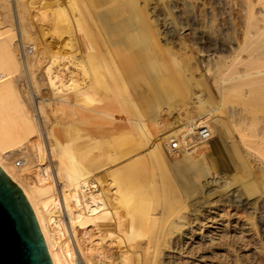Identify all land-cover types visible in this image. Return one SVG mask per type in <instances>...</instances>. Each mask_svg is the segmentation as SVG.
Here are the masks:
<instances>
[{
	"label": "bare ground",
	"instance_id": "6f19581e",
	"mask_svg": "<svg viewBox=\"0 0 264 264\" xmlns=\"http://www.w3.org/2000/svg\"><path fill=\"white\" fill-rule=\"evenodd\" d=\"M81 1L82 0H75V1L70 0V3L79 4L81 3ZM103 1L92 0L89 6V10L91 14L90 15L88 14L90 18L87 20H83L81 22L78 21L80 24L75 21L72 22V20H70V25H68L70 27H73L74 29H78L75 31H80V29L83 28L84 25H88L90 23L94 24L95 29L93 32L94 36L92 41L96 50L99 49V45H100L99 35H102V37H104L105 39L106 38L109 39L110 37L113 39L114 38L113 36H115V34H113V36L112 34L111 35L108 34V36L110 35V37L108 38L107 34L106 36H104L105 33L100 34L101 24L102 25L106 24V23L105 24L102 23L103 21L101 22V19L103 18L101 17V15H98V13L101 12L100 8L103 6V5L101 6V2L103 4ZM111 1L112 2L110 5L117 3L116 0L114 1L111 0ZM144 1L145 0H143V2ZM196 1L198 0L195 1L175 0L176 6L181 9L182 16L185 20L188 21V19H191L192 21L199 22L200 25L202 24L201 26L202 28L199 29L197 33L204 36L208 42V45L212 46V48L213 47L217 48L216 46H220L223 49L224 48L229 49L230 52H233L235 49L238 50L240 48L242 49L241 45L240 47L234 46L235 49H233L232 39L228 37L229 33L227 32V35H224V33L227 30L233 28L231 27L233 23L236 29H238L237 27L239 24L240 25L239 30L240 28H242L241 30H243L242 31L243 37L242 34H239L241 31L239 33L236 32V34L237 35L239 34L240 37L238 38L241 39L243 38L242 42L244 40L245 44L247 43L249 44L244 46V42L243 44L242 42H240V44H242L244 47L249 48V46L254 44V42L264 37V29H261L264 26L262 25L263 27L261 26V28L260 27L258 28L256 25L258 23L257 19L260 20L258 17L259 14L262 15L261 16L262 20L264 19V0H214L216 2L215 4L219 11L218 12L219 21L218 20H217L218 22L215 21L218 24L214 23V21L210 22L208 20V18H211L210 17L211 15L208 14L210 16L209 17L206 16L207 13L209 12V9L205 7L204 4L203 5L205 10L202 11L206 13L204 14L206 17L203 14H201L204 17L202 16L200 18L198 15L195 14L194 7L196 6H194L195 4L194 2ZM82 2H84V0ZM106 2L105 5L109 4V3L106 4ZM144 3L146 4V2ZM196 3H199V1ZM119 4L117 5L118 7L116 6L117 7L116 9L115 7H113L115 6L114 4L112 6L113 10L114 9L120 10L121 8H119ZM132 4L134 3L132 2ZM158 4L160 3L157 2V5L156 4L154 5L153 2L154 6L152 4L151 5L154 8L152 7V9H158L160 7V5ZM151 5L149 6L151 7ZM144 7L147 8L148 4L147 7L145 5ZM107 9H109V7ZM135 9L137 8L135 7ZM147 16L149 15H145V17L142 18L140 17L141 20L144 21V24H147V26L145 25L146 27L145 26L143 27L145 29V30L143 29L144 30L143 32L142 29L141 31L139 30L140 27L138 26L137 23L138 20H136L135 22L127 21L126 24L125 21L122 22L120 20L122 22L121 24H123L122 27L124 29L122 32L120 31V33L117 34L119 35L118 36L119 38L122 37L121 38L122 40H124L127 43L128 42L130 43L133 40L132 35L140 31L143 33L142 35L146 34L147 37L151 40L143 49L144 50L143 52H145L144 54L149 56H146L142 53L140 57L146 60L147 58H149L150 60L151 56L155 55L156 53L161 54L160 58L158 59L155 58L154 61H152L154 62L153 64H150L151 62L147 61V64L150 65L149 66L147 65L148 67L147 68L145 67L146 69L144 71L142 70L143 71L142 73H136L134 75L133 73H129V75H127L129 78H125L127 76L115 74V72L113 71L111 72L110 70L107 69L104 70L102 68L101 72H98L99 77L97 78L86 77L81 79L80 81L75 82L73 78L69 75L67 70L65 69L67 60L72 56H70L64 62L63 65L60 64L62 65L61 68L59 67V65L55 66L61 70L60 72L58 69V71L60 72L59 73L60 78L59 77L58 78L63 81H66L65 86L64 85L55 86L56 89H54V93L57 96L56 98L58 102L63 101L65 103L64 100L66 101L70 100L71 102H73L74 100H72V98L76 99L78 97L79 98L82 97L84 100H86L85 105L83 104L84 107L85 106L89 107L88 110H86V113H88L87 111L96 112L94 113L96 118L95 117L93 118L94 119L98 118V122L96 124V120H93L92 122L95 121V123L91 122L92 124L91 123L89 124L91 125L92 128L94 127L95 129L92 133L90 132L89 135L86 134L87 136H85V134L81 133L83 126L84 125L86 126V124L83 123L84 119L83 122L79 120V121H71L68 123L66 122V124L64 125L59 124V125H63V128H65L64 135L62 134V136H59L60 134L57 135V133L53 131L54 128H56L55 124L58 122L51 123L49 126H47L48 125L47 122H46L47 124L45 123L39 124V122L35 121L34 116L31 114L32 111L29 106L27 105H25L27 107L20 106L19 102L14 104L12 103V101H10L11 102L10 105L13 106L14 104L13 107L6 104L8 105L7 107H10V109L12 107L11 110H13V112L11 111L12 114L7 116L8 118L5 119H2L4 117L0 118V120L2 119L3 121L2 123H0L2 129V133L1 131L0 133L2 136L3 134L4 136L8 135L7 138L9 139V141L7 140V143L5 145L0 143V170L20 189V192L23 195L24 199L30 205L38 229L43 238L45 249L51 264H131V261L133 260L134 257L149 252H152V254L156 253L155 256L158 255L160 260H163L164 263H168V264H251V262L247 261L246 257H248L249 259L250 255L248 253L254 250L253 248L254 245L253 246L251 245V243L253 242L252 230L255 227L254 222L252 220H247L246 223L244 222L246 225L245 226L243 225V223L240 224L238 220L233 219L231 217L232 215L227 217L224 215H220L218 211L222 207V204H220L221 202L218 203L219 201L218 202L216 201L217 203L211 202V197H213L216 194H214L215 191L212 190L210 191V189H208L209 191L205 192L204 194L201 193L202 195L200 197L197 194L193 193L198 197L195 196L194 198H190V199L182 198V196L180 197L181 194L187 192L185 191V189L183 190L184 192H182V189L177 188L179 190L178 192L179 193L181 192V194L179 195V193L177 192L175 195L176 198L172 197L173 194L170 196V193H168L170 191H166L167 189L166 190L164 189L165 192L163 193L164 194L168 193L167 194L169 196V197L167 196L168 198L164 199L163 197L164 195H162L161 193L162 187L160 185V181H161L160 177L163 173L162 172L163 169L175 170L180 165L184 167V165L186 166V164L190 163V158L193 157L194 155L200 158L203 151H208L209 154L207 155V157L208 156L210 157V154L214 153L215 146L212 147L206 146L205 145L206 142H204L203 144L202 141L198 143V145L195 147L179 148L176 149L175 152L171 151L170 149L171 141L176 139L178 135L187 133L183 131L184 133L180 134L181 132L180 124L183 123L182 121L191 112L190 110L191 105H193L197 101V98H199L201 94H204V92L202 87L198 86L197 87L199 88L198 90L196 87L194 88V85L190 84L191 81L197 80L199 75L197 74L195 76L194 74L186 75V73L184 72L186 65L184 61L185 59L184 60L182 59L183 53L181 52L180 44L175 43L176 40L175 42H171L170 40L168 41L162 38L159 34V31L150 27L152 22L151 20L153 19H150ZM100 17L101 19H99ZM128 18L130 19V17ZM261 21L259 22L261 23ZM108 24L109 23H107L106 25ZM136 24H137L136 28L138 27V30L132 29V26ZM28 31L29 30H20L19 32L20 37H24L22 39H25ZM121 39L120 40L118 39V41L119 42L122 41ZM236 39L233 41H237ZM138 42L139 39L137 43ZM123 43L124 42H122V44ZM235 43L239 45V42H235ZM82 44L83 43H81V45ZM130 45L129 46L132 48V44ZM126 47H128V45ZM253 47H251L250 49H252ZM250 49L246 48V51L251 52V54L247 56L249 57V60L247 58L248 62L247 61L246 62L249 63L251 61L253 63L252 66L254 65L262 66L261 70L264 69L263 67L264 50L260 52L256 51L252 53L253 49L252 51H250ZM11 50L13 57H15L14 60L17 62V64L20 63L16 49H14L13 47ZM26 50L29 52V53H24V55L26 56V63L27 62L31 63L32 52L35 51V48L33 45L27 46ZM9 51L10 49H8V52ZM128 51H129V55H128L129 58H133L131 54L138 55L137 53L138 50L136 52L133 51V53L131 54H130V49ZM140 51L142 52V48ZM8 52H5V58L8 56ZM208 53L209 52H206V54ZM119 57L121 58L122 56L119 55ZM213 58L214 56L212 54L206 55L204 57L207 66L208 64H210L209 63L210 61L214 60ZM234 58H236L234 59L235 62L239 57L238 58L234 57ZM200 59L202 58H199V64H200ZM219 60L220 59H218L217 61ZM238 61L241 60L239 59ZM238 61H236L235 63L232 61L231 64L227 66L223 65L224 66L223 73L221 72L222 77L219 78L224 79L223 77H225V79H227L230 76L232 77L231 80H233V77H235V79L233 80L232 83L230 82L231 83L230 85H224L220 89L221 92V93L219 92L220 94L229 92L230 89L233 88H235L234 90L237 93L239 92V89H241L243 84L242 82H244L243 81L244 77L243 76H242L243 78L241 77L240 73L242 72L238 71L240 69L235 68L236 67L235 65H237L236 63H238ZM5 62H7L6 59ZM9 62L11 63L10 60ZM214 62L215 61H213V63ZM232 65H234L235 70H237L236 72H234L235 70H232L233 74L231 71L229 73V70L233 69ZM247 65H251V64L249 63ZM18 66L21 67L19 64ZM100 68L101 67H99V69ZM199 69H201V71H198V73L200 74L201 77H203L204 70L202 71L203 68L201 66L199 67ZM14 71H15L14 68L13 70L11 69L10 71L8 70V72L6 71V73L11 74V76L7 79L9 83L7 85L5 84L6 90L4 91H6V93L4 92L5 94H3L5 95L4 98H6L5 103H8L9 99L12 100V98L17 96L18 94L19 84L15 79L17 74L15 75ZM111 75L112 76L114 75L113 80H116V84H114L113 86H109L106 84L105 81H103L104 79L106 80V77H109ZM103 77L104 79L102 80ZM131 82H133L132 85L133 87L131 86L132 84ZM220 82H222V80ZM256 82L262 83L261 85L263 87L262 86L259 87L264 88V76L262 80L259 79ZM1 86L2 84L0 85V87ZM5 86L3 85V88H5ZM51 88L50 90H53ZM237 88L238 90L236 91ZM3 95H1L0 101H2ZM6 96H8V102ZM15 99L13 100L15 101ZM115 99L118 102L124 103L123 106L121 104L123 109L122 116H124V120L122 121L128 122L135 115L136 116L135 122L136 121L138 123L141 122L144 125L140 123L142 125L140 126L141 129L136 125L134 128L133 127L134 125L129 124L130 125L129 127L132 130L134 128L135 132L142 130V127L143 129H145L146 127L145 130H142L143 132L139 131V133H136L132 136L131 135L132 132H127L129 129L126 131V128L124 127V125H122L121 128L124 127L125 132L123 130L120 132L117 131V134L114 133L113 126L115 121L118 120L116 114L119 112L116 111L118 108L115 109L116 107L113 104L116 103ZM134 99L136 100V102L134 101ZM78 100L81 101L82 99L81 100L78 99ZM95 100H99V101H95ZM3 101H5V99ZM263 102L264 101H262V103ZM5 103L4 106H6ZM130 103L134 107L133 113L132 110H130L131 107L129 108V110H127L128 109L127 106H130L129 105ZM135 103L136 106L139 103L141 105L140 107L143 108L140 109L138 108V106L136 107ZM66 104H69V101L66 102ZM75 105L78 106L79 104H75ZM69 106L70 105H68V107ZM239 106L237 107L234 104L233 106L226 108L227 110L225 111L224 109H222V111H224L225 116L230 112L232 117H235L236 113L238 115L241 112L239 111V109H241L239 108ZM69 108L70 111H72L70 112L72 115H74L76 109H79L78 107L77 108L69 107ZM71 108L75 110H71ZM1 109L0 112H2L5 108L2 109V111ZM46 109H48V107ZM217 110H216L217 115L223 114L221 113L222 111L220 112V110L218 111ZM68 111L66 110L64 113L66 114L68 113ZM129 111H131V113ZM213 111L203 110L198 115L207 116L209 118L211 115H213L214 113ZM64 113H60V114L64 115ZM70 113L66 114L67 115L66 117L70 120H73L70 118L71 116ZM61 115H59L60 119L64 120V118L61 117ZM90 115L94 116L92 113L89 114L88 116ZM130 115H132V117ZM239 116H241V114ZM101 117L106 120L105 124L104 123L103 124L104 125L108 124V128L105 132H99L97 130L102 125V122L100 123L99 121V118ZM93 118L91 117V120ZM102 118L100 120H102ZM261 121L263 120L261 119ZM88 122H90V120H88ZM99 123L101 125H99ZM117 125L115 124L114 127H116ZM182 125H183L182 129L187 130L188 129L187 127L190 128L189 124L187 123H186V128L184 127L185 123ZM86 127H88V125ZM129 127L127 126V128ZM43 128L46 129L44 133L42 131ZM116 128L118 129L120 127L117 126ZM1 135L0 137H2ZM42 137L45 139H42ZM207 143L210 144V142ZM10 145H11L10 148L11 151H8L9 150L8 146ZM6 147L8 148L7 151L9 154L5 149ZM207 157L204 156V159L201 158V160L204 161ZM207 161L208 160H206V162ZM180 171L182 170H179L178 172ZM215 172L216 175L219 173L218 170ZM200 183L202 184V182ZM170 184L171 182L167 185L168 187L167 186L166 187L170 188L172 186V188H174L173 192L175 193L176 192L175 187L178 184L176 186H174V184L173 185L171 184V186L169 187ZM201 184L200 186H202ZM228 184L232 186L231 185L232 183H228ZM185 188L188 189L187 187ZM232 188H234L233 190L235 189L237 190L235 184H233ZM212 189L214 190V188ZM237 191L239 192V190ZM237 193L236 196L238 195L239 197V194ZM177 194L180 198H182V200H179L180 198L177 196ZM230 219H233L232 222L230 221ZM65 225H66V230L64 228ZM59 231H62L64 235V239L62 242H59V237H60ZM85 238L86 239L89 238L91 241H93L95 247L94 250H96V253L99 258L98 260L93 259V257L90 255L89 256L86 255V257L83 256L85 252L81 254V251L82 252L85 251V247L83 243L84 241H86L84 240ZM73 244L76 245L78 255L76 254ZM188 248H190V251L186 250ZM179 252L182 253L180 255V258L182 257L184 258V260H182L181 262H172V261H176L177 257H179ZM244 258L246 259L244 260ZM228 259L229 261L232 260L233 262L231 261L225 262L226 260L228 261ZM223 260L225 261L223 262ZM218 261H222V262H218ZM159 263L162 262L159 261Z\"/></svg>",
	"mask_w": 264,
	"mask_h": 264
},
{
	"label": "rangeland",
	"instance_id": "374dc122",
	"mask_svg": "<svg viewBox=\"0 0 264 264\" xmlns=\"http://www.w3.org/2000/svg\"><path fill=\"white\" fill-rule=\"evenodd\" d=\"M73 1H75V0H73ZM82 1L79 4L78 3L71 4L70 0H61V1H58V0H56V1L55 0H0V60H1V62H0V82L1 83H0V85L2 84V86L0 87V94L3 95L6 93V91H4V90H6L5 84L7 85L9 83V81L7 79L11 76V74L6 73V71L7 72H8V70L10 71V69L13 70V68L15 70L14 71L15 75L16 74L18 75V77L16 75V77L18 79L15 77L16 81L19 84L18 94L20 91V94L19 95L17 94V96L13 97L12 100L9 99V102H8V96H6L8 103H5L6 98H4L5 95H3L2 101H0V106L2 109L5 108L4 110H6V111H4V110L2 111V109L0 108L2 111V112H0V118H2V117H4L2 119L8 118L7 116L11 115L13 112V110H11V109L14 106V104L19 102L20 106L27 105L30 107V109L32 111L31 114L34 116L35 121L39 122V124H41V123L47 124L48 123L47 126H49L51 123L58 122L55 124L56 128H54L53 131L56 132L57 135L60 134L59 136H62V134L64 135L65 128H63V125L66 124V122L68 123L71 121H79V120L81 122H83V119H84L83 123L86 124V126L88 125V127H86L84 125L82 130H81V133L85 134V136L89 135L90 132L92 133L95 129H94V127L92 128L91 125H89V124L93 120H96V124H97L98 118L97 119L93 118V117H95L94 113H96L94 111H87L89 114L92 113L94 115V116L90 115L93 118L92 120H91V117L88 116L89 114L86 113V110H88L89 107H86V106L84 107L86 100H84L82 97L81 98L78 97L76 99L72 98V100H74L73 102H71L70 100H67V101L64 100L65 103L63 101L58 102V100L56 98L57 96L54 93V89H56L55 86H58V85H62V86L64 85L65 86L66 81L59 79L60 78L59 73L61 72V70L55 66L59 65V67L61 68L62 65L64 64V62L70 56H72L71 58H69L67 60L66 65H65V69L67 70V72L73 78V80L75 82L80 81L81 79L86 78V77H88V78L99 77L98 72H101L102 68L104 70L107 69V70H110L111 72L112 71L115 72V74H119V75H123V76L129 75V73H133V75L136 73H142L150 64L154 63L152 61H154L155 58L158 59L161 56L160 53H156L158 55V57L155 54L153 56H156V57L151 56L150 60H149V58H147V60H146V59L140 57V55L142 53L143 54L145 53V52H143L144 51L143 49L151 41L147 37L146 34L142 35L143 34L142 32L145 30L143 27L145 25L147 26V24H144V21H142L141 18L145 17V15H149L147 17H149L150 19H153V20H151L152 21L151 26H150L151 28L159 31V34L162 38H164L168 41L170 40L171 42H175V40H176L175 43L180 44L181 52L183 53L182 59L183 60L185 59L184 60L185 65L187 67V70L185 67L184 72L186 73V75L187 74L188 75L194 74V76L196 74L199 75L197 80L191 81L190 84L194 85V88L195 87L197 88L198 86L202 87L203 92H204V94H201L200 97L197 98V101L193 105H191V107H190L191 112L189 113L190 116L188 114L189 117L187 116L182 121L183 123L180 124V127H181L180 134L184 133L183 131L189 133V132H191V130L193 131L196 127L205 126L209 130V136H208V138H206L203 141V144H204V142H206L205 143L206 146H209V147L215 146V149L212 148V149H214V153H211L210 157L209 156L207 157V155L209 154L208 151H203V153L206 152V153H204L205 155L202 153L200 158H198V156L194 155L193 157L190 158V163L186 164V166L184 165V167L182 165H180L175 170L174 169L173 170L172 169H170V170L163 169L162 170L163 173L160 177V180H161L160 185L162 187L161 193H162V195H164L163 197L165 199V198L169 197L167 195L168 193H170V196L173 194L172 197H175L176 193L179 191L178 189H182V192H184L183 190L185 189V191H187V192H184L183 194H181V192L180 193L178 192V193H179V195L181 194L180 197L182 196V198L190 199V198H194L197 195L200 197L205 192H208L209 191L208 189H210V191L211 190L215 191L214 194H216V195L211 197V202L212 203H217L218 201H219L218 203L221 202L220 203V204H222V207L220 208L221 211L220 210L218 211L220 213V215H224L226 217L232 215L231 217L233 219L238 220L239 223L240 224L243 223V225H245L247 220H252L254 222L255 227L252 230L253 231V240L252 241L254 243L251 241L252 242L251 245L252 246L254 245L253 246L254 252L250 251V253H248L250 255V256L248 255L249 259H248V257H246V258H247L248 262H251V264H253V263L254 264H262V263L264 264V177H263L264 176L263 175L264 174V142H263L264 141V138H263L264 137V127H263L264 126V102L262 103V101H264V88L259 87V86H262L261 84L263 83V81H262V83L256 82L259 79L260 80L263 79V76H264L263 70L264 69L261 70L262 66H256V65L252 66L253 63L251 61L249 62L251 65H247V64H249V63H247L249 60V57H247V56L249 54H251V52L246 51V48L250 49L253 46L254 47L252 48L253 49L252 53H254L256 51L260 52V51L264 50V48H263L264 47V37L257 40L256 42H254V44L250 45L251 47L250 46H249V48L244 47V46L249 45V44L248 43L245 44V41L243 40V42H244V46H243L242 45L243 44V42H242L243 38L242 39L238 38V37H240L239 34H242V37H243V32H242L243 30H241L242 28H240V30H239V27H240L239 24H238V27L236 25V27L238 28V29H236L235 25L233 23V25L231 26L233 28L232 29L229 28L230 30H227L224 33V35H227V32L229 33L228 37L230 39H232V42H233L232 48L233 49H235V47H240V45H241L242 49L241 48L239 50L235 49L236 52H235V50L234 51L231 50L233 52H230L229 49H225V48L223 49L220 46H216L217 48H215V47L212 48V46L208 45V42L205 39V37L200 35L199 33H197L198 30L202 28L201 27L202 24L200 25L199 22L192 21L191 19H188V21L185 20L182 16L181 9L176 6L175 0H145L144 2H146V4L143 2V0H134V1L133 0L132 1L127 0V2H126V0H123V1L122 0L121 1L116 0L117 3H114L115 6H113L114 4L110 5L112 2L111 0H106L107 2L104 0L106 2V4L109 3L107 5H105V2L103 0H101V1H103V4L101 2V6L102 5L103 6L105 5V6L104 7L102 6L100 8L101 12H99L98 15H101V17L104 20L101 19V17L99 19H101V22L103 21L102 23H104V24L109 23L108 24L109 26L105 24L106 26H108V27H106L105 25L101 24L100 31L103 33L100 32V34L105 33L104 36H106V34H107V36H108V34H110V35L112 34V36H113V34H115V36H113L114 38L112 39L109 35L108 38L109 37L110 38L105 39L104 37H102V35H99L100 36V39H99L100 45H99V49L96 50V48L93 44V41H92L93 36H94L93 32L95 29L94 24L90 23L88 25H84L83 28L80 29V31H75L78 29H74L73 27L68 26V25H70V20H72V22L75 21V22L79 23L83 20H87L90 18L89 15L91 14V12L89 10V6H90L92 0H84V2H82ZM148 1H150V2H148ZM192 1H195V0H192ZM198 1H199V3H196ZM198 1L194 2L196 4V5L194 4V6H196V7H194L195 14L198 15L200 18L204 14H206V13H204V11H202V10H205L204 9V5H205V7H207L209 9V12L207 13L206 16L209 17L211 15L210 16L211 18H208V20L210 22L214 21V23H216L215 21H217L219 18V13H218L219 11H218L217 6L215 4L216 2L214 0H198ZM123 2H125V3H123ZM132 2L134 4H132ZM153 2H154V5L155 4L157 5V2L160 3V4H158V5H160V7L158 9H152V7L154 6ZM80 4H81V6H80ZM118 4H119V8H121V9L115 10L118 7L117 6ZM121 4H122V6H121ZM147 4H148L149 8L147 7ZM144 5L147 8H145ZM149 5H151V7ZM199 5L200 6L202 5V6L200 7ZM107 6L109 7V9H107L108 8ZM112 6L115 7L114 10H113ZM135 7L137 9L141 8L142 10L141 9L137 10V9H135ZM167 7H169V8H167ZM202 7H203V9H202ZM139 10H141V11H139ZM155 10H158V11H155ZM159 10H161V11H159ZM133 11H135V12H133ZM102 12H104L105 14ZM137 12H139L141 14H139ZM52 13H54V14H52ZM100 13H102V14H100ZM143 13H146V14H143ZM201 14H203V15H201ZM208 14H210V15H208ZM256 14H258V13H256ZM137 15H138V17H137ZM142 15H144V16H142ZM256 16H258V15H256ZM261 16L262 15L259 14L258 17L260 20L257 19L258 23L256 22L257 23L256 25L258 28L259 27L261 28L262 25L264 26V19L262 20ZM128 17H130V19ZM151 17H153V18H151ZM132 19H134V20H132ZM120 20L122 22L125 21V24L127 23V21L128 22L129 21L135 22L136 20L140 21V22L137 21V23H138V26L140 27L139 30L141 31V29H142V32L138 31V33L133 34L132 35L133 40L130 43L125 42L124 40L121 39L122 37L119 38L118 37L119 35H117L118 33H120V31L122 32L124 29L122 27L123 24H121L122 22ZM156 21H157V23H156ZM259 21H261V23ZM141 23H143V24H141ZM216 24H218V23H216ZM110 25H112V26H110ZM120 25H121V27H120ZM141 25H143V26H141ZM136 26H137V24L133 25L132 29L138 30V27L136 28ZM261 29H264V27ZM20 30H29L27 32V36L25 39H22L24 37H20V33H19ZM232 30H233V32H232ZM236 32H238V33L240 32V33L237 35ZM137 38L139 39V42H138L139 45L137 43V41H138ZM118 39L119 40L121 39L122 41L119 42ZM235 39L237 41H233ZM111 40H113L114 42ZM261 40H262V43H261ZM122 42L126 43L128 45V47H126L127 45L124 43H123L124 44L123 45ZM132 42L135 43L136 45L133 44ZM142 42H145L146 44L142 43ZM235 42H239V45ZM240 42H242V44H240ZM257 42H259V43H257ZM81 43H83V44L81 45ZM130 44H132V48L130 47L131 46ZM32 45L35 48V51L32 52V56H31L32 61H31V63L30 62L26 63V56L24 55V53H29L26 50V47L32 46ZM12 46L14 47V49H16V52H17L18 57H19V62H20L18 64L21 67H19L17 62L14 60L15 57H13L12 50H11L13 48ZM128 48L130 49V54L133 53V51L136 52L138 50L137 53L139 56L131 54L134 59L129 58V56H128L129 55V51H128L129 49ZM141 48H142V52L140 51ZM8 49H10L9 52H8ZM252 49H250V51H252ZM121 50H123V51H121ZM5 52H8L9 57L7 56L5 58ZM121 52H123V53H121ZM139 52H140V54H139ZM206 52H209V53L206 54ZM189 54L191 55V57ZM205 54L206 55L212 54L214 56L213 61H215V62L213 63V61H210L209 62L210 64H208V66H207L206 61L204 59V57L206 56ZM119 55L122 57L120 58ZM131 55H130V57H131ZM133 55L136 57H134ZM144 55H146V54H144ZM146 56H149V55H146ZM234 57H237V58L239 57L236 61H238L239 59L241 60V61H238V63H236L237 65H235L236 66L235 68L240 69L238 71L242 72V73H240V75H241V77L242 76L244 77V78L242 77L244 82H242L243 84H242L241 89H239V92L236 93L234 90L235 88H233V89H230L229 92H226L224 94L223 93L220 94L221 93L220 89L224 85H230L233 82V80L235 79V77H233V80H231L232 77H230V76L227 79H225V77H223L224 79L219 78V77H222L221 74L223 73V67L225 65L227 66V65L231 64L232 61L234 62V59H236ZM199 58H202L204 62L202 61V59H200V64H199ZM247 58H248V60H247ZM5 59L7 62H5ZM142 59H144V60H142ZM191 59H193V60H191ZM218 59H220L219 61H221V62L223 61L222 62L223 64L221 62L217 61ZM9 60L11 61V63L9 62ZM161 60H163V59H161ZM229 60H230V62H229ZM147 61H150L151 63L148 62L150 64H147ZM225 61H226V63H225ZM242 62H244V63H242ZM201 63H202V65H201ZM203 63H205V64H203ZM60 64H62V65H60ZM11 66H12V68H11ZM200 66L203 68L202 71L204 70L203 71L204 72L203 77H201L200 74L198 73V71H201V69H199ZM9 67H10V69H9ZM99 67H101V68L99 69ZM232 67H233V69L229 70V73L231 71L233 74L232 70H235V68H234V65H232ZM56 68H57V70H56ZM204 68H206V69H204ZM58 69L60 72L58 71ZM243 69H245V70H243ZM236 71L237 70H235L234 72H236ZM78 74L82 75V76H79ZM236 75H234V76H236ZM125 78H129V77L127 76ZM103 79H104V77L102 78V80ZM113 79H114V75L113 76L111 75L109 77H106V80L104 79L103 81H105L107 85L113 86L114 84H116V80H113ZM4 80H5V82H4ZM110 80H112V81H110ZM126 80H129V79H126ZM221 80H222V82H220ZM253 81H255V82H253ZM138 82H139V80H138ZM138 82H136V83H138ZM251 82H253L255 84V86ZM131 83H132L131 84V86H132L133 82H131ZM124 84H125V82H124ZM258 84H260V85H258ZM3 85L5 86V88H3ZM216 87H218V88H216ZM50 88L53 90H50ZM19 89H22V90H19ZM197 89L199 90V88H197ZM260 89H262V90H260ZM237 90H238V88L236 89V91ZM23 91H24V93H23ZM51 91H53V92H51ZM233 92H235V93H233ZM227 94H229V95H227ZM1 95H0V97H1ZM51 95H52V97H51ZM201 97H203V98H201ZM15 98H17V99H15ZM4 99H5V101H3ZM13 99H15V101ZM78 99H80V100L82 99V100L79 101ZM56 100H57V102H56ZM241 100H242V103H241ZM10 101H12V103H14L13 106L10 105L11 104ZM68 101H69V104H66V102H68ZM95 101H99V100H95ZM115 101H116V103H113V104L116 107L115 109L118 108L116 111L117 112L119 111V112L118 113L116 112V113L119 115L116 114V116L118 117L117 118L118 120L115 121L114 126H115V124L116 125L120 124V125H117L120 128L117 129L116 128L117 126L116 127L113 126L114 133L117 134V131L120 132L126 128V131L129 129L127 132H132L131 135L133 136L134 134L139 133V131L141 132L142 130L146 129V127H145V129H143V127H142V130H139L136 132L134 131L135 125L139 128H140V126L144 125L141 122L140 123L142 125L140 123H138L137 121L135 122L136 116L134 114H132V115H134V117H132V115H130L132 118L129 120L130 122L128 121L129 123L122 121V120H124V116H122L123 115L122 114L123 113L122 112L123 111L122 106L124 105V103L118 102L116 99H115ZM134 101L136 102L135 99H134ZM1 102L2 103L4 102L5 105L8 104L9 106H12L11 109H10V107H7L8 105L4 106V103L2 104ZM38 102H39V104H38ZM62 103H64V104H62ZM73 103L79 104V105L76 106ZM121 104H122V106H121ZM234 104L237 107L240 105L239 108H241V109H239V111H241V112L238 115L236 113L235 117H232L230 112L228 114H226V116H225L224 111L227 110L226 108H229V107L233 106ZM68 105H70L69 107H72V108L78 107L79 109H76V111H75L77 114L74 112V115H72L70 113L72 111H70V108L68 107ZM129 105L130 106H127V108H128L127 110H129V108L131 107L130 110H132V113H133L134 107L131 105V103ZM27 106H25V107H27ZM135 106H136V103H135ZM137 106L140 109L143 108V107H140L141 105L139 103L137 104ZM47 107H48V109H46ZM205 107H207V108H205ZM72 108H71V110H75ZM85 108H87V109H85ZM83 109H84V111H83ZM217 109L220 110V112L222 111V109H224V111L221 112L223 114L217 115V113H216ZM66 110L67 111L69 110L68 113L71 114L72 117L70 116V118L73 120H70L66 117L67 116L66 114H68V113H66V114L64 113ZM77 110H78V112H77ZM90 110H93V109H90ZM203 110L204 111L205 110L213 111L214 113H213V115H211L212 118H211V116L209 118L207 116H201V115L199 116L198 114ZM129 112L131 113V111H129ZM60 113H64V115H61ZM240 114H241V116H239ZM59 115H61V117H63L64 120H67V121L60 119ZM227 115L229 118L227 117ZM219 116H220V118H219ZM101 118H99V121H100V123L102 122V125L99 123V125H101V126L97 130L99 132H105L108 128V124L106 123L107 125H104L106 120L102 118V120H104V121H102V120H100ZM2 119L0 120V123L3 122ZM261 119L263 121H261ZM88 120H90V122H88ZM132 121H133V124H132ZM92 123H95V121ZM184 123H185V126H184L185 128H186V123H187V124H189L190 128H192V129H190L189 127H187L188 128L187 130L182 129V127H183L182 124H184ZM59 124H63V125H59ZM129 124L134 125L133 126L134 128L132 127L133 130L129 127L130 126ZM122 125H124L125 128L124 127L121 128ZM127 126L129 128H127ZM114 128L116 129V131ZM0 131L2 133L1 126H0ZM42 131L44 133L46 131V129L43 128ZM124 132H125V130H124ZM1 133H0V135H1ZM7 136H4V134H3V136L0 137V143L1 144L5 145L7 143V140L9 141ZM178 136H180V135H178ZM5 137H6V139H5ZM2 139H4V140H2ZM42 139H45V138L42 137ZM207 142H210L211 145ZM197 145H195V146H197ZM195 146H193V147H195ZM8 147H9L8 151H11V149H10L11 145ZM5 149L7 151L8 148L6 147ZM8 151H7V153H8ZM171 151L175 152V150H171ZM204 156L207 157L208 159L206 158L203 161V160H201V158L204 159ZM211 157H213V158H211ZM209 159H211L212 161ZM206 160H208V161L206 162ZM211 162H213V163H211ZM208 165H209V167H208ZM179 170H182V171L178 172ZM217 170L219 171L218 174L221 176H219L218 174L216 175L215 171H217ZM223 172H224V174H223ZM170 182L172 185L174 184V186H176L177 184L179 185V187H178V185L175 187V190H176L175 193L173 192L174 188H172L171 184L169 185V187L170 186L171 187L167 188L168 187L167 185ZM198 182H199V185H198ZM200 182H202V184ZM227 182L232 183L231 184L232 186H230V184H228ZM193 183H194V185H193ZM200 184L202 186H200ZM233 184H235V187H237V190H239V192L236 189L233 190L234 189V188H232ZM185 187H187L188 189H186ZM208 187H210V188H208ZM198 188H199V190H198ZM212 188H214V190ZM164 189L165 190L167 189L166 191H170V192H168L167 194L166 193L164 194L163 193V192H165ZM169 189H171V190H169ZM199 192H200V194H199ZM193 193H195L197 195H194ZM236 193L239 194V197H238V195L236 196ZM184 195H185V197H184ZM177 196H178V194H177ZM182 198H180L179 200H182ZM177 200H178V198H177ZM222 202H224V203H222ZM235 217H237V218H235ZM226 219H228V218H226ZM233 219H230V221L232 222ZM64 228L66 230V225L64 226ZM59 233H60L59 242H62L64 239V235H63L62 231H59ZM84 240H86L87 242L86 241L83 242L84 247H85V251H83V252L81 251V254H83L85 252L83 254V256L86 257V255L87 256L90 255L93 257V259L98 260L99 258H98V255L96 253V250H94L95 247H94L93 241H91L89 238H87V239L85 238ZM74 248H75L76 254L78 255L76 245H74ZM188 249H186V250L190 251V248H188ZM181 254L182 253L179 252V257H177L176 261H172V262H181L182 260H184V258H182V257L180 258ZM155 255H156V253L152 254V252H149L146 254H141L139 256L134 257L133 260L131 261V264H163L164 261L160 260L158 255L157 256H155ZM246 258H244V260ZM159 261H161L162 263H159ZM224 261L225 260H223V262ZM230 261L233 262L232 260H230ZM230 261L228 259V261L226 260L225 262H230ZM153 262H155V263H153ZM165 262H168V261H165ZM218 262H222V261H218ZM164 264H168V263H164Z\"/></svg>",
	"mask_w": 264,
	"mask_h": 264
},
{
	"label": "water",
	"instance_id": "95a60500",
	"mask_svg": "<svg viewBox=\"0 0 264 264\" xmlns=\"http://www.w3.org/2000/svg\"><path fill=\"white\" fill-rule=\"evenodd\" d=\"M0 264H51L30 205L1 170Z\"/></svg>",
	"mask_w": 264,
	"mask_h": 264
},
{
	"label": "built area",
	"instance_id": "2783aa9c",
	"mask_svg": "<svg viewBox=\"0 0 264 264\" xmlns=\"http://www.w3.org/2000/svg\"><path fill=\"white\" fill-rule=\"evenodd\" d=\"M208 136V128L205 126L196 127L193 131L177 136L176 139L172 140L170 143V149L176 150L179 148L193 147L204 141L206 138H208Z\"/></svg>",
	"mask_w": 264,
	"mask_h": 264
}]
</instances>
